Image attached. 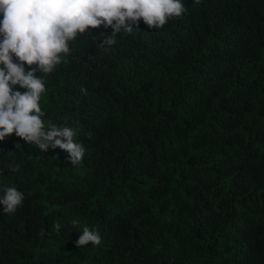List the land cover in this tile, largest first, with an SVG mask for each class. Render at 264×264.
I'll return each mask as SVG.
<instances>
[{
	"label": "trees",
	"instance_id": "trees-1",
	"mask_svg": "<svg viewBox=\"0 0 264 264\" xmlns=\"http://www.w3.org/2000/svg\"><path fill=\"white\" fill-rule=\"evenodd\" d=\"M181 2L107 50L103 25L68 42L39 103L86 152L0 141L25 197L0 205V264H264V0ZM84 226L99 246L75 247Z\"/></svg>",
	"mask_w": 264,
	"mask_h": 264
},
{
	"label": "clouds",
	"instance_id": "clouds-1",
	"mask_svg": "<svg viewBox=\"0 0 264 264\" xmlns=\"http://www.w3.org/2000/svg\"><path fill=\"white\" fill-rule=\"evenodd\" d=\"M186 11L181 0H0V141L15 133L43 153L48 149L65 150L70 164L79 165L86 149L74 139L77 129L46 125V113L39 103L47 74L70 54L68 42L78 33L103 25L111 28L99 43L107 50L116 44L122 30L132 33L141 20L155 29L163 27L169 18H182ZM16 85L26 91L14 89ZM9 168L15 172L19 165ZM0 192L2 213L14 214L23 204V192L15 187H4ZM78 223L72 221L73 226ZM60 228L59 222L53 225L54 231ZM74 243L76 248L90 243L99 246L102 237L97 230L84 226Z\"/></svg>",
	"mask_w": 264,
	"mask_h": 264
}]
</instances>
